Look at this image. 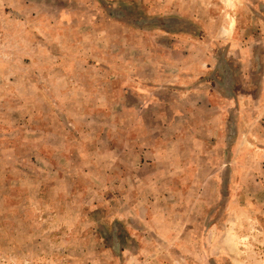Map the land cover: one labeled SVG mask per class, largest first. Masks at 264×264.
<instances>
[{
    "label": "rangeland",
    "instance_id": "374dc122",
    "mask_svg": "<svg viewBox=\"0 0 264 264\" xmlns=\"http://www.w3.org/2000/svg\"><path fill=\"white\" fill-rule=\"evenodd\" d=\"M0 264H264V0H0Z\"/></svg>",
    "mask_w": 264,
    "mask_h": 264
}]
</instances>
